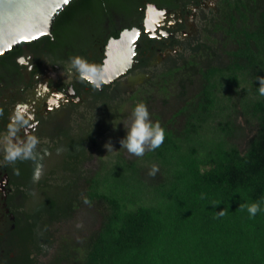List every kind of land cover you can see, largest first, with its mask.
Returning <instances> with one entry per match:
<instances>
[{
  "label": "trees",
  "instance_id": "16d2710c",
  "mask_svg": "<svg viewBox=\"0 0 264 264\" xmlns=\"http://www.w3.org/2000/svg\"><path fill=\"white\" fill-rule=\"evenodd\" d=\"M239 6L180 65L128 96L164 128L157 149L96 154L98 137L125 115L113 99L102 102L101 118L37 147L38 181L36 162L25 160V181L42 197L23 237L36 252H24L25 264L47 255L55 224L70 221L74 232L60 235L46 264H264V204L253 217L240 207L264 199V0ZM238 115L253 127L243 148L234 141ZM81 210L93 214L86 229L76 225Z\"/></svg>",
  "mask_w": 264,
  "mask_h": 264
},
{
  "label": "flooded vegetation",
  "instance_id": "af4514ba",
  "mask_svg": "<svg viewBox=\"0 0 264 264\" xmlns=\"http://www.w3.org/2000/svg\"><path fill=\"white\" fill-rule=\"evenodd\" d=\"M249 2L253 0H98L95 10L70 1L49 33L0 54V134L19 115L23 123L15 140L34 134L39 146L58 130L81 122L85 112L104 100L133 95L157 74L180 65L206 33L215 34L218 21L227 13L236 15L238 5L247 9ZM110 40L117 41L118 49L128 45L130 68L106 83L101 70ZM73 56L98 70L99 87L87 76L67 72ZM24 162L0 163V264H25L23 237L29 221L41 214L29 208L36 191L35 184L25 181ZM28 251L30 257L36 255L34 248Z\"/></svg>",
  "mask_w": 264,
  "mask_h": 264
},
{
  "label": "clouds",
  "instance_id": "9594fccd",
  "mask_svg": "<svg viewBox=\"0 0 264 264\" xmlns=\"http://www.w3.org/2000/svg\"><path fill=\"white\" fill-rule=\"evenodd\" d=\"M70 67L67 72L70 74L75 71L79 76H87L95 87H99V83L95 78V74L98 71L96 68L89 65V63L80 56H73L70 58ZM259 81V94L264 96V77H258ZM118 121H116L117 123ZM23 123L22 117L17 115L13 122L9 124L8 128L3 134H0V148L3 149V160L0 163L7 162L9 164L14 163L17 160H32L36 162V172L33 176V182L39 180L41 175V166L38 162L40 152L37 150V146L40 143L39 138L36 135H28L24 140L17 142L15 140L17 129L19 125ZM115 124L113 126L115 127ZM124 128L126 129L125 136L120 139L121 147L125 148L128 153L140 157L143 156L146 149L155 150L164 141L165 130L159 123L150 118L147 105L143 102L136 103L130 113V119L125 125L122 121ZM104 147L108 151H112V145L110 142L105 143ZM57 153L61 149H56ZM18 174V169L15 170ZM157 171V166L153 165L150 171V175H154ZM261 201H253L247 205H240L243 210L246 208L250 217H253L257 212L262 210ZM220 216L224 215L222 210L218 211Z\"/></svg>",
  "mask_w": 264,
  "mask_h": 264
},
{
  "label": "water",
  "instance_id": "95a60500",
  "mask_svg": "<svg viewBox=\"0 0 264 264\" xmlns=\"http://www.w3.org/2000/svg\"><path fill=\"white\" fill-rule=\"evenodd\" d=\"M70 1L0 0V54L6 53L20 41H34L49 33L55 17ZM122 39L118 40L121 44L124 43ZM117 46L114 40L107 44V57L101 70L106 83L122 77L130 68L128 45H121L119 49Z\"/></svg>",
  "mask_w": 264,
  "mask_h": 264
},
{
  "label": "rangeland",
  "instance_id": "374dc122",
  "mask_svg": "<svg viewBox=\"0 0 264 264\" xmlns=\"http://www.w3.org/2000/svg\"><path fill=\"white\" fill-rule=\"evenodd\" d=\"M116 101L118 103V109L120 110L121 113H124L125 115L115 120L110 126L109 130L104 135L98 137L97 139L98 151L96 154H99L103 151H107L104 145L105 143L110 142L113 148L112 151L116 149H120L126 157L128 158L135 157L134 155L128 153L127 150L121 147L120 145V139L123 138L126 133V129L124 128L122 121L125 122V125L129 121L130 113L133 108L132 101L128 97H126V95H122V98H118L116 99ZM103 113L104 112L101 106H98L97 108H94V109H91L85 112L83 119L85 118L86 120H91V119L95 120L97 118H101ZM116 121L118 122L116 123ZM236 122L238 124V127L235 132L234 141L239 147L243 148L246 143L247 138L253 133V127L247 124L244 118L240 115L237 116ZM115 123L116 125L114 127L113 124ZM41 204H42V197L39 194H36L32 198V200L29 202V208L32 209V211L34 210L38 211L40 210L39 208ZM91 219H93L92 211L81 210L76 214V221L78 222V224L76 225H80L81 229H86L88 226V222ZM72 223L73 221H70L68 223L61 222V223L55 224L54 228L56 232L55 235L57 237V241L55 242L54 247L53 248L51 247L48 250L47 255L38 257L37 264H46L52 258V254L54 253L55 248L58 246L60 235H64L67 232H74L71 226ZM51 229H52V226H51Z\"/></svg>",
  "mask_w": 264,
  "mask_h": 264
},
{
  "label": "snow or ice",
  "instance_id": "6c2138e0",
  "mask_svg": "<svg viewBox=\"0 0 264 264\" xmlns=\"http://www.w3.org/2000/svg\"><path fill=\"white\" fill-rule=\"evenodd\" d=\"M64 2H65V3H67V2H68V0H64Z\"/></svg>",
  "mask_w": 264,
  "mask_h": 264
}]
</instances>
